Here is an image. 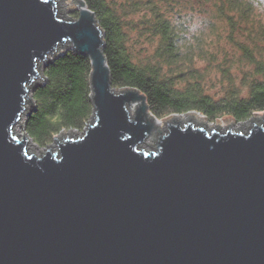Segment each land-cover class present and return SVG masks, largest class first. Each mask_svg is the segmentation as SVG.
I'll use <instances>...</instances> for the list:
<instances>
[{
	"label": "water",
	"instance_id": "obj_1",
	"mask_svg": "<svg viewBox=\"0 0 264 264\" xmlns=\"http://www.w3.org/2000/svg\"><path fill=\"white\" fill-rule=\"evenodd\" d=\"M73 1L66 20L54 0H0V264H264V123L207 131L174 116L143 149L157 118L111 87L103 33ZM59 47L90 60L93 121L37 155L13 126Z\"/></svg>",
	"mask_w": 264,
	"mask_h": 264
},
{
	"label": "trees",
	"instance_id": "obj_2",
	"mask_svg": "<svg viewBox=\"0 0 264 264\" xmlns=\"http://www.w3.org/2000/svg\"><path fill=\"white\" fill-rule=\"evenodd\" d=\"M81 1L93 13L103 33V54L111 86L139 92L145 97L153 117L161 119L171 114L195 112L209 121L220 116L243 121L264 111V42L258 47L259 58L251 47L240 45V52L242 51L245 59L254 63L262 75L261 80L249 81L248 96H240L236 91H231L227 97L217 99L203 92L201 75L194 73L190 67L187 68L188 72L190 76L195 74V78L193 81H185L181 86L174 84L171 77L162 75L165 66L194 63V60L190 52L182 51L183 36L161 15L156 4L151 1L147 3L152 16L147 28L149 34L158 39L152 54L153 60L136 62L123 46L124 33L116 3L111 0ZM233 1L235 0H230L231 3ZM77 16L74 11V18ZM260 33L264 37V32ZM52 57L43 71L45 82L34 89L33 100L36 105L25 122L26 134L39 146L46 145L62 130L82 131L93 112L89 58L70 48Z\"/></svg>",
	"mask_w": 264,
	"mask_h": 264
},
{
	"label": "rangeland",
	"instance_id": "obj_3",
	"mask_svg": "<svg viewBox=\"0 0 264 264\" xmlns=\"http://www.w3.org/2000/svg\"><path fill=\"white\" fill-rule=\"evenodd\" d=\"M54 1L57 3L58 13L63 15L64 19H74L75 5H65L62 2L58 3V0ZM69 1L73 3V0ZM150 1L157 5L156 8L161 15L167 18L183 36L182 51L190 52L194 60V63L165 66L161 72L163 76L171 77L174 84L181 86L185 81H193L192 79L195 78V74L190 76L188 72L187 68L190 67L194 73L201 75L200 83L204 93L217 99L227 97L231 91H236L240 96H248L249 81L261 80L262 75L254 63H249L245 59L242 51L240 52V45L251 47L256 57L259 58L258 47L264 42V37L260 33L264 32V0H235L232 3L230 0H111L118 6L117 15L124 33L123 46L136 62L153 60L152 54L158 41L149 34L147 28L148 21L152 19L150 6L147 4ZM64 49L59 47L56 53ZM52 56H48V62ZM44 68L45 63L39 62L37 75L44 77ZM44 82L45 77L42 80L37 76L28 86L26 95L32 101L33 106L26 98L25 109L13 126L20 140L23 132L26 139L25 147L37 155L44 153L49 147L51 151H54L57 144L52 137L46 145L39 146L25 132L26 119L36 105L33 100L34 89L38 85H43ZM114 91L120 93L119 90ZM126 107L128 108V103ZM128 114L130 117L134 116L133 110ZM192 115L195 120L201 121L200 123L194 121L192 125L196 128L202 127L207 131L217 130L219 127L221 132L229 128L233 131L246 132L253 124L264 123V111L257 112L243 121H235L230 116H220L214 121H209L201 114L188 112L156 119V123L160 125L158 133L164 135L167 132V125L162 119L170 120L175 116L180 120L179 124L184 125ZM92 116L93 113L86 125L92 123ZM81 133L82 131L79 130L65 129L54 136L60 141L66 136L73 139L80 137ZM158 133L145 136L140 146L149 151L154 150L157 146L153 137Z\"/></svg>",
	"mask_w": 264,
	"mask_h": 264
},
{
	"label": "bare ground",
	"instance_id": "obj_4",
	"mask_svg": "<svg viewBox=\"0 0 264 264\" xmlns=\"http://www.w3.org/2000/svg\"><path fill=\"white\" fill-rule=\"evenodd\" d=\"M72 1V0H71ZM64 3L65 5H67V4H73V5H75L76 6V4L74 3V1H73V3L71 2L70 3V1L69 0H66V1H64V0H58V3ZM57 4V3H56ZM59 5V4H58ZM57 6V5H56ZM77 7H79V6H77ZM57 12H58V10H57ZM25 103H27V101H25ZM135 105H136V107H138V103H131L130 104V106L128 105V110H129V112H131L133 109H134V107H135ZM184 115H182V117H183ZM159 127H160V125L158 124V123H156V128L158 129L157 131H154V132H151V133H158L159 132ZM22 139H23V136H22Z\"/></svg>",
	"mask_w": 264,
	"mask_h": 264
}]
</instances>
